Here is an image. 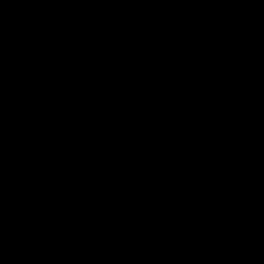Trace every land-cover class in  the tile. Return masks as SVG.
<instances>
[{
  "label": "water",
  "instance_id": "1",
  "mask_svg": "<svg viewBox=\"0 0 264 264\" xmlns=\"http://www.w3.org/2000/svg\"><path fill=\"white\" fill-rule=\"evenodd\" d=\"M0 264H264V0H0Z\"/></svg>",
  "mask_w": 264,
  "mask_h": 264
}]
</instances>
